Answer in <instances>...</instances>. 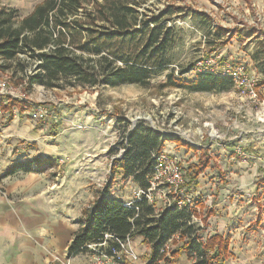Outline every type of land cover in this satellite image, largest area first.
Here are the masks:
<instances>
[{"label": "rangeland", "instance_id": "obj_1", "mask_svg": "<svg viewBox=\"0 0 264 264\" xmlns=\"http://www.w3.org/2000/svg\"><path fill=\"white\" fill-rule=\"evenodd\" d=\"M41 1L0 0V8L19 10L24 17ZM139 1L144 3L141 12L149 17L164 13L163 25L174 29L168 70L153 75L147 88L36 86L29 92L10 74L0 73V102L8 95L25 102V112L20 115L16 108L12 120L0 109V172L5 174L21 161L48 159L54 163L49 170L8 176V185L64 192L76 209L91 208L115 180L112 196L133 202L142 189L113 174V168L126 152V133L144 122L188 144L167 143L164 149L178 158L184 176L209 151L210 166L198 186L181 194L193 201L198 198L216 211L206 227L196 222L203 239L215 234L230 238V256L223 264H264V74L253 60L257 54L259 62L264 60V0ZM226 63L246 67L245 85L235 84L223 93L160 88L173 71L193 68L183 77L191 81L197 77L196 69L211 72L206 65L215 64L214 70H219ZM170 196L163 186L153 191L157 210L174 203ZM146 245L138 246L141 256L131 243L136 259H129L145 262L150 253L146 250L151 251ZM175 246L170 242L166 248L169 264H194L187 253L172 257ZM89 250L99 256L100 248Z\"/></svg>", "mask_w": 264, "mask_h": 264}, {"label": "trees", "instance_id": "obj_2", "mask_svg": "<svg viewBox=\"0 0 264 264\" xmlns=\"http://www.w3.org/2000/svg\"><path fill=\"white\" fill-rule=\"evenodd\" d=\"M143 5L139 0H42L24 17L19 10L0 8V73L19 80L25 92L36 86L147 88L152 76L167 71L171 64L168 52L174 44V29L163 25L164 13L149 17L141 12ZM257 58L258 54L253 56L256 69L264 74V60L259 62ZM192 71L193 68L167 74L160 88L223 93L235 87L234 80L221 73L201 72L194 80H184ZM23 106L25 102L12 95L0 102V109L9 115V120L15 117L16 108L18 114H23ZM124 139L126 152L116 160L113 174L133 181L144 191L150 188L156 156L165 145H188L181 138L164 135L144 122L129 130ZM208 153L205 150L208 157L189 168L179 194L170 196L174 199L170 208L157 210L155 203L151 204L145 196L132 207H126L125 202L112 196L115 180L107 184L94 205L84 211L68 256L88 253L90 245L106 243L100 252L113 257V251L121 252L118 241L140 237L151 247L143 258L145 264L161 261L169 264L165 253L170 242H176L170 252L172 257L187 253L194 264H223L230 256V238L215 234L203 239L196 222L200 220L206 227L216 211L198 198L192 200V205L188 204V194H181L191 193L198 186L199 177L210 166ZM53 166L48 159L21 161L9 168L3 178L19 172L44 173ZM182 201L187 205L179 208L177 204ZM105 235L112 238L105 241ZM114 262L131 264L126 258H114Z\"/></svg>", "mask_w": 264, "mask_h": 264}, {"label": "crops", "instance_id": "obj_3", "mask_svg": "<svg viewBox=\"0 0 264 264\" xmlns=\"http://www.w3.org/2000/svg\"><path fill=\"white\" fill-rule=\"evenodd\" d=\"M3 175L0 172V264H107L102 259L99 263L98 256L91 251L68 256L81 228L83 212L89 206L72 209L64 192L8 185ZM132 245L139 254L138 246H145L140 237L133 239ZM146 251L149 253L150 249ZM127 260L131 264H145L140 259Z\"/></svg>", "mask_w": 264, "mask_h": 264}, {"label": "built area", "instance_id": "obj_4", "mask_svg": "<svg viewBox=\"0 0 264 264\" xmlns=\"http://www.w3.org/2000/svg\"><path fill=\"white\" fill-rule=\"evenodd\" d=\"M206 67L211 68V72L213 73H221L223 75L231 77L234 80L236 86H243L245 85V82H247V78L245 77L247 74V69L243 64L226 63L222 64V67L219 70H214L215 64H210V66L206 65ZM201 72L202 68H198V70L196 69V73ZM156 158V164L150 179V188L146 191L140 190V192L137 194L136 199L133 202L125 203L126 207H132L134 203L141 201L142 197L144 196L151 204L155 203V200L153 198V191L159 188L160 186H163L165 190L167 188L169 195L179 194V187L185 184L186 182L184 171L180 166V161L178 160V158L173 157L172 154L164 150L161 152L160 155L156 156ZM187 203L192 205V199L188 198ZM172 205L173 203L171 202H169L168 205L166 204L168 208H170ZM177 205L179 208H183L187 204L182 201L179 202ZM111 238L112 236L105 235V241ZM118 242L121 246V252L118 253L116 251H113V257H109L105 253L100 252L98 256L99 259H105L107 261H114V258H117L118 260H122L123 258L136 259L133 251L130 249L132 240L129 237L126 239L125 242ZM102 246H106V243H103L102 245H90L89 249L96 251L97 248H101Z\"/></svg>", "mask_w": 264, "mask_h": 264}]
</instances>
